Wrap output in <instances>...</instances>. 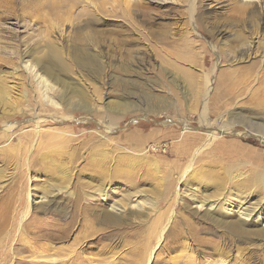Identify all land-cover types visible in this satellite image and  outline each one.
I'll list each match as a JSON object with an SVG mask.
<instances>
[{
  "label": "rangeland",
  "instance_id": "1",
  "mask_svg": "<svg viewBox=\"0 0 264 264\" xmlns=\"http://www.w3.org/2000/svg\"><path fill=\"white\" fill-rule=\"evenodd\" d=\"M191 1L0 0V264H264V0Z\"/></svg>",
  "mask_w": 264,
  "mask_h": 264
},
{
  "label": "bare ground",
  "instance_id": "2",
  "mask_svg": "<svg viewBox=\"0 0 264 264\" xmlns=\"http://www.w3.org/2000/svg\"><path fill=\"white\" fill-rule=\"evenodd\" d=\"M153 1H158V2H169V1H173V0H153ZM178 2V1H177ZM194 4H195V0H192L191 1V6L193 7L194 6ZM212 137H213V135H211V139H212ZM105 193V192H104ZM230 201V200H229ZM29 213V210L27 211V214ZM244 214V213H243ZM245 215V214H244ZM248 216V217H247ZM257 218H259V217H257ZM245 219H250V216L247 214L246 215V218ZM251 219H254V217H252ZM163 232V231H162ZM164 233V232H163ZM162 235L163 234H161L160 235V237H159V242L162 240ZM152 258V254H151V257H150V259Z\"/></svg>",
  "mask_w": 264,
  "mask_h": 264
}]
</instances>
